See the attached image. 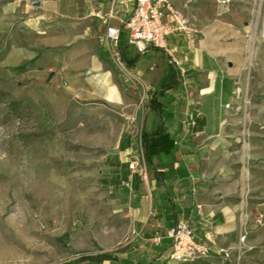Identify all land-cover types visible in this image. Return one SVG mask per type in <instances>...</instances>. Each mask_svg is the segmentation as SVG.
<instances>
[{"label":"rangeland","instance_id":"rangeland-1","mask_svg":"<svg viewBox=\"0 0 264 264\" xmlns=\"http://www.w3.org/2000/svg\"><path fill=\"white\" fill-rule=\"evenodd\" d=\"M29 9L0 0V264H66L104 252L124 264H179L171 249L163 253L168 240L154 245L138 234L129 196L108 171L120 136L131 135L139 148L141 129L130 113L145 111L147 87L128 73L138 87L131 105L52 88L46 63L29 59L43 49ZM214 9L222 62L237 80L236 93L221 100L230 122L221 165L233 172L226 187L237 223L216 246L203 243L211 264H264V0H231L226 8L215 0ZM145 60L160 62L158 55ZM13 101L21 105L11 107Z\"/></svg>","mask_w":264,"mask_h":264},{"label":"crops","instance_id":"crops-1","mask_svg":"<svg viewBox=\"0 0 264 264\" xmlns=\"http://www.w3.org/2000/svg\"><path fill=\"white\" fill-rule=\"evenodd\" d=\"M16 1L28 9L32 6L28 18L30 23H38V45L43 49L29 59L46 63L44 81L53 72L52 88L58 87L67 95L131 105L129 96L138 87L130 75L147 87L145 111L132 108L130 116L144 131L153 130L163 121L165 132L173 140L171 149L155 153L144 173L132 172L128 167L132 154L141 155V130L136 137L138 149L134 147L136 139L123 134L115 150L108 152L110 181L129 196L138 234L165 236L167 229L184 222L193 228L198 241L214 247V240L235 233L237 204L230 186L226 187L230 184L226 179L233 172L221 165L228 154L230 129L221 100L232 98L237 80L235 73L224 67L223 45L214 36L220 27L215 18V0H191L186 7L185 0H171L192 17L198 29L195 41L170 35L167 50L147 47L132 67L123 63L127 72H120L112 59L114 43L100 38L107 26L121 28V20L133 11L135 0ZM109 12H113V18L106 17ZM54 20L67 26H56ZM132 52L138 53L133 46ZM148 55H158L160 62L145 60ZM172 57L178 64L172 62ZM169 64L178 74V83L161 98L165 117L160 120L149 107V99ZM165 240L169 241L164 237L161 244Z\"/></svg>","mask_w":264,"mask_h":264},{"label":"built area","instance_id":"built-area-1","mask_svg":"<svg viewBox=\"0 0 264 264\" xmlns=\"http://www.w3.org/2000/svg\"><path fill=\"white\" fill-rule=\"evenodd\" d=\"M190 2L191 0H185L184 7ZM216 2L222 8H226L231 0H216ZM106 17L113 18V12H109ZM121 28L126 31L127 42L138 52L145 51L147 47L167 50V38L173 34L182 36L188 42H194L198 33L192 17L174 6L171 0H135L133 11L127 18L121 20ZM121 28L107 26L104 37L100 38V40L106 38L114 43L111 48L112 59L119 66H123L117 49ZM171 60L178 64L174 57ZM181 72L184 73V70L181 69ZM141 163L145 167L143 153L132 154L128 167L132 172L144 171ZM164 237L171 243L169 254L171 259L186 261L201 256L208 257L211 253L210 247L196 239L193 228L187 223H176L167 229L165 236L156 235L151 238V241L154 245H159Z\"/></svg>","mask_w":264,"mask_h":264},{"label":"trees","instance_id":"trees-1","mask_svg":"<svg viewBox=\"0 0 264 264\" xmlns=\"http://www.w3.org/2000/svg\"><path fill=\"white\" fill-rule=\"evenodd\" d=\"M117 49L119 51L121 61L127 67H132L134 63L145 52V51L138 53L132 52V45H130L127 42V34L123 28H121L118 37ZM155 49H159V48H155ZM33 60H35V58L32 59L31 61ZM169 65L170 67L168 68L166 74L160 80L158 87L155 89L154 93L149 99V107L156 112V114L160 117V120H163L165 117V113L163 111V107L161 103V98L167 89L174 87L178 83V74L174 69V67L172 66V64ZM1 97L2 95L0 94V99ZM10 105L11 107L15 108V106L21 105V102L13 101L10 103ZM140 141H141L144 163L147 168L150 167L151 159L155 153L161 151H169L173 145V140L169 137L168 133L165 132V129L163 127V121L151 131L141 130ZM170 247H171V243L169 241V245L165 249L167 248L170 249ZM106 260L111 261L113 264H124L119 258H117V256L108 252L98 253L95 255L83 254L79 258L70 261L66 264H102ZM178 261L179 264H211L212 263L210 259L202 256L196 257L191 260H186V261L178 260ZM147 264H156V263L154 259H152V261H150ZM162 264H166V261H163Z\"/></svg>","mask_w":264,"mask_h":264},{"label":"water","instance_id":"water-1","mask_svg":"<svg viewBox=\"0 0 264 264\" xmlns=\"http://www.w3.org/2000/svg\"><path fill=\"white\" fill-rule=\"evenodd\" d=\"M37 5H38V4H37ZM229 65H230V63H229ZM52 76H53V72H50L49 75H48V77L46 78V81H49V80L51 79Z\"/></svg>","mask_w":264,"mask_h":264}]
</instances>
